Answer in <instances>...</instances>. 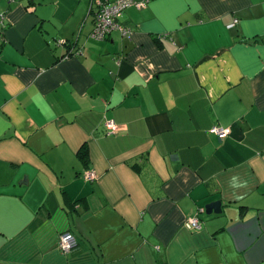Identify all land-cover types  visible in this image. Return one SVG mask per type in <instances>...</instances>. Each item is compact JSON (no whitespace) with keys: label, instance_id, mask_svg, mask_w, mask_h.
<instances>
[{"label":"crops","instance_id":"obj_1","mask_svg":"<svg viewBox=\"0 0 264 264\" xmlns=\"http://www.w3.org/2000/svg\"><path fill=\"white\" fill-rule=\"evenodd\" d=\"M90 4L0 0V264H264V0Z\"/></svg>","mask_w":264,"mask_h":264},{"label":"built area","instance_id":"obj_2","mask_svg":"<svg viewBox=\"0 0 264 264\" xmlns=\"http://www.w3.org/2000/svg\"><path fill=\"white\" fill-rule=\"evenodd\" d=\"M149 0H91L90 6L94 8V26L90 37L96 40L104 39L112 30H119L122 35H127L129 31L118 23L117 19L129 7H144ZM63 41H57V44H63ZM106 135H114L117 132V125L111 120H105L103 123ZM211 134L216 135L219 139L228 136L230 129L214 125L209 129ZM83 179L93 181L95 174L92 171H85ZM183 226L189 231H195L201 228L198 215L186 218ZM77 246V240L70 232H63L59 235L58 249L61 253L67 254Z\"/></svg>","mask_w":264,"mask_h":264},{"label":"water","instance_id":"obj_3","mask_svg":"<svg viewBox=\"0 0 264 264\" xmlns=\"http://www.w3.org/2000/svg\"><path fill=\"white\" fill-rule=\"evenodd\" d=\"M219 206H220V203L219 202H214V203H211V204L206 205L205 206V209H207V211L211 212L212 210L215 211L216 208L219 207Z\"/></svg>","mask_w":264,"mask_h":264},{"label":"bare ground","instance_id":"obj_4","mask_svg":"<svg viewBox=\"0 0 264 264\" xmlns=\"http://www.w3.org/2000/svg\"><path fill=\"white\" fill-rule=\"evenodd\" d=\"M95 178H96V176H95ZM95 178H94V179H95ZM94 179H93V180H94Z\"/></svg>","mask_w":264,"mask_h":264},{"label":"trees","instance_id":"obj_5","mask_svg":"<svg viewBox=\"0 0 264 264\" xmlns=\"http://www.w3.org/2000/svg\"><path fill=\"white\" fill-rule=\"evenodd\" d=\"M83 157V156H82Z\"/></svg>","mask_w":264,"mask_h":264}]
</instances>
